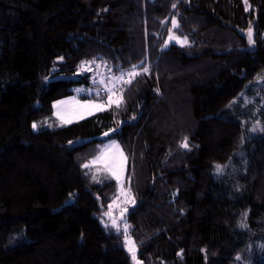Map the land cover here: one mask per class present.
Wrapping results in <instances>:
<instances>
[{"label":"trees","instance_id":"obj_1","mask_svg":"<svg viewBox=\"0 0 264 264\" xmlns=\"http://www.w3.org/2000/svg\"><path fill=\"white\" fill-rule=\"evenodd\" d=\"M173 18L187 44L164 47ZM93 62L140 74L59 124ZM261 129L264 0H0V264H132L104 215L115 180L82 167L109 140L142 264H264Z\"/></svg>","mask_w":264,"mask_h":264},{"label":"rangeland","instance_id":"obj_2","mask_svg":"<svg viewBox=\"0 0 264 264\" xmlns=\"http://www.w3.org/2000/svg\"><path fill=\"white\" fill-rule=\"evenodd\" d=\"M172 33L171 35H174L175 37H179L180 41H184L183 36H180L176 33L173 32L175 28L173 26L171 27ZM169 35L168 34L165 42H164V47H168L171 44H175L178 46H184L187 44L186 43H180L177 42L175 39L169 40ZM248 36V35H247ZM167 42V44H166ZM86 71L92 73L91 79L92 83L95 84L96 86L93 87H75L74 88V93L71 96H68L66 98H62L60 100H57L53 103V115L57 119L59 124L62 125H67V124H72L76 123L78 121H81L87 117H90L96 113L103 112L107 110L109 107H107V100H108V93L106 91V86L107 88H113L115 92V96L113 99H118L119 96L117 94V91L119 87H121L123 84H126L127 81H129L132 77L128 75L129 71H122L119 73H113L111 69L107 68L105 64L103 63H98V62H93L90 63L85 67ZM123 74V80H117L115 79L116 77H120ZM101 80L104 81V83H101ZM99 91V95H97V92ZM80 95H86V96H92V95H97V99H81L79 96ZM103 95V96H102ZM102 96V97H101ZM86 102H91L93 104H104L105 109L102 111H98L95 108H87L85 107ZM115 105V104H113ZM67 121H71L70 123ZM113 140H109L105 142L101 147L103 148L105 145H111V142ZM116 146L112 147L109 152L106 154L109 157L116 156L120 157V154L122 153V161H123V167L122 170L119 171V180H117L112 172L106 167L105 163L103 161L98 162L94 165H91L92 169L97 170L101 169L108 174L111 175V177L115 180L117 184V189H118V196L117 198L112 202L113 207L111 210V216H108V224L114 229H117V227L112 226V220H116V224L118 226V229H121L122 232L124 233L125 237V247L128 251V254L130 256V259L132 261V264H142L140 260L137 259L136 257V247L134 246L132 240L130 239V236L128 234L129 232V227L128 224L125 221V212L126 209L125 204L126 202H130L131 198L129 197V194L127 192V183H126V168H127V159L119 145V143L115 140ZM100 152V150H99ZM98 152V154H99ZM97 154V155H98ZM92 160V159H91ZM90 160V161H91ZM123 212V216H121V213ZM101 222L103 225H107V223L104 222V219H101ZM126 227V231H125ZM131 249V251L129 250ZM133 253L135 254V259L133 258ZM70 264V263H66ZM75 264V263H71Z\"/></svg>","mask_w":264,"mask_h":264},{"label":"snow or ice","instance_id":"obj_3","mask_svg":"<svg viewBox=\"0 0 264 264\" xmlns=\"http://www.w3.org/2000/svg\"><path fill=\"white\" fill-rule=\"evenodd\" d=\"M245 2H247V0H245ZM176 5L173 4V8H175ZM172 26L173 28H176L178 27V24H177V21L175 18L172 19ZM170 35H169V40H172V39H175L177 42H180V43H186L187 42V38L185 37L184 38V41H180V38L179 37H175L174 35H171L172 33V29H168ZM248 39H249V43H253V35H252V30H251V27L249 28V31H248ZM167 44V42H166ZM143 63V62H142ZM137 67H139L138 65H133L132 66V70L128 72V75L135 78V76L139 75L140 73L135 71V69H137ZM143 72H147L148 69L147 68H143L142 69ZM115 79L117 80H123V74L120 76V77H116ZM101 83H104L103 80H101ZM127 83H131V80L127 81ZM114 88V86H113ZM113 88H107L106 86V91L108 93V100H107V107H111L113 104L116 105V107H120L121 103H122V96L118 99H113V97L115 96V92L113 90ZM97 95H99V91L97 92ZM85 107L87 108H95L96 110L98 111H102L105 109V105L104 104H93L91 102H86L85 103ZM67 122H71V121H67ZM33 129H36L37 128V125L36 124H33L32 125ZM262 131H264V129H261ZM111 131H116V129H112ZM253 131H255V129H253ZM105 136H108L109 133L108 132H105L104 133ZM188 138L185 137L184 138V142L182 143V147L184 148H188L189 145H188ZM71 143V142H70ZM116 146V142L115 140H113L111 142V145H105L103 148L100 149V152L98 155L94 156L93 159L91 161H89L88 163H85L84 165H82V167L88 169L90 168L91 165H94L98 162H101L103 161L106 165V167L112 172L113 176L119 180V171L122 170V167H123V161H122V153L120 154V157H116V156H112V157H109L107 156L106 154L109 152V150L112 148V147H115ZM217 168V171H221L222 170V166L220 165H217L216 166ZM87 174V173H86ZM93 180L96 179L95 175H93ZM115 203V201H114ZM109 209L111 210V208L113 207L112 204H109ZM126 211V209L124 210ZM105 216H111V211L109 212H105L104 213ZM121 216H123V212L121 213ZM112 226L113 227H117V230H118V226L116 224V220L113 219L112 220ZM105 227H108L107 225H105ZM126 227H125V231H126ZM131 251V249H129ZM133 258L135 259V254L133 253Z\"/></svg>","mask_w":264,"mask_h":264}]
</instances>
